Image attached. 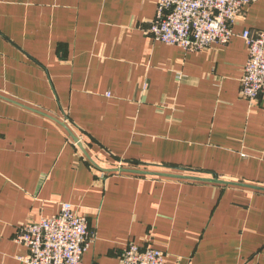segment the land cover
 <instances>
[{"label": "crops", "instance_id": "1", "mask_svg": "<svg viewBox=\"0 0 264 264\" xmlns=\"http://www.w3.org/2000/svg\"><path fill=\"white\" fill-rule=\"evenodd\" d=\"M154 13L0 0V264H22L15 230L62 202L87 220L83 264H117L127 243L163 264H264V100L239 93L264 0L197 51L153 40Z\"/></svg>", "mask_w": 264, "mask_h": 264}, {"label": "built area", "instance_id": "2", "mask_svg": "<svg viewBox=\"0 0 264 264\" xmlns=\"http://www.w3.org/2000/svg\"><path fill=\"white\" fill-rule=\"evenodd\" d=\"M256 0H154L155 13L149 21L150 37L183 52L202 50L212 44H227L239 13ZM247 58L240 77V96L248 101L264 100V29L240 33ZM72 144L81 142L74 136ZM14 241L26 249L18 257L22 264H83L82 254L91 234L87 220L68 202L55 214L22 225ZM164 253L151 246L127 243L117 264H163Z\"/></svg>", "mask_w": 264, "mask_h": 264}, {"label": "rangeland", "instance_id": "3", "mask_svg": "<svg viewBox=\"0 0 264 264\" xmlns=\"http://www.w3.org/2000/svg\"><path fill=\"white\" fill-rule=\"evenodd\" d=\"M75 144L77 145V142H76ZM78 144H79V145H77V146H78L79 148H82V144H81V142H79ZM23 225H24V224H23ZM21 226H22V225H21ZM21 226H20V227H21ZM20 227H19V228H20ZM18 230H19V229H16L15 232H14V234H13V237H12L13 241H14V236L16 235L15 233H17ZM14 242H15V241H14ZM19 245H20V244H19Z\"/></svg>", "mask_w": 264, "mask_h": 264}, {"label": "water", "instance_id": "4", "mask_svg": "<svg viewBox=\"0 0 264 264\" xmlns=\"http://www.w3.org/2000/svg\"><path fill=\"white\" fill-rule=\"evenodd\" d=\"M188 178H193V177H188ZM194 179H198V178H194ZM211 181H215L216 182L217 180L216 179H212Z\"/></svg>", "mask_w": 264, "mask_h": 264}]
</instances>
